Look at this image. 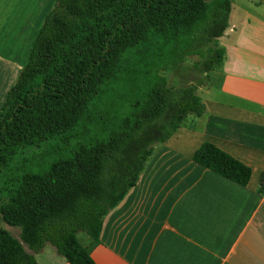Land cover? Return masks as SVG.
I'll return each mask as SVG.
<instances>
[{"label": "trees", "instance_id": "1", "mask_svg": "<svg viewBox=\"0 0 264 264\" xmlns=\"http://www.w3.org/2000/svg\"><path fill=\"white\" fill-rule=\"evenodd\" d=\"M230 0H55L0 105V264H37L48 244L68 264H94L105 216L132 189L155 147L219 70ZM195 80L162 71L190 56ZM192 161L240 186L251 169L209 142ZM264 187V173L260 179ZM86 235L85 244L77 235Z\"/></svg>", "mask_w": 264, "mask_h": 264}, {"label": "crops", "instance_id": "2", "mask_svg": "<svg viewBox=\"0 0 264 264\" xmlns=\"http://www.w3.org/2000/svg\"><path fill=\"white\" fill-rule=\"evenodd\" d=\"M230 1L222 66L197 88L204 113L187 115L155 147L105 216L94 264H264V0ZM204 142L251 169L247 186L192 161ZM49 249L37 264H68Z\"/></svg>", "mask_w": 264, "mask_h": 264}, {"label": "rangeland", "instance_id": "3", "mask_svg": "<svg viewBox=\"0 0 264 264\" xmlns=\"http://www.w3.org/2000/svg\"><path fill=\"white\" fill-rule=\"evenodd\" d=\"M54 1L0 0V105L6 96L5 88L14 83L19 73V67L23 66L26 62L28 50L35 32L41 25L46 13L53 6ZM237 9V14L242 12L241 8ZM197 60L198 57L193 55L186 59V62L178 69L174 71H162L161 75L166 77L168 87H181L191 80H195L196 73L193 64ZM204 79L207 80V78ZM0 228L19 239V228L8 226L2 221L0 222ZM77 238L81 243L85 244L86 235L80 233L77 235ZM49 248L54 250L48 244L43 249Z\"/></svg>", "mask_w": 264, "mask_h": 264}]
</instances>
